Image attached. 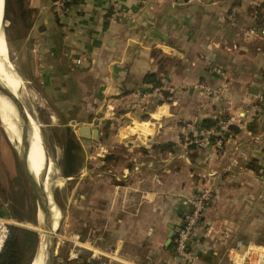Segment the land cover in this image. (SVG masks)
Listing matches in <instances>:
<instances>
[{"label": "crops", "instance_id": "1", "mask_svg": "<svg viewBox=\"0 0 264 264\" xmlns=\"http://www.w3.org/2000/svg\"><path fill=\"white\" fill-rule=\"evenodd\" d=\"M23 2L28 10L22 14L25 26L17 17L15 27L22 30L14 38L16 52L20 69L27 72L23 76L36 75L45 97L79 109L89 97L102 108L99 117L109 118L113 105L123 107L141 91L149 92L152 85L144 79L148 72L179 86L199 80L214 87L212 96L204 90L196 94H206L209 108L204 101L202 108L183 106L181 94H167L147 118L126 127L129 134L124 133L126 125L119 129L117 141L132 135L155 140L161 127L158 131L168 137L164 139L177 142L183 128L176 121L211 118L222 126V142L196 148L192 157L177 144L187 160L166 164L156 179L154 173L126 164L122 178L114 176L118 181L107 177L94 192L95 184L90 185V200L101 203L98 237L105 253L133 264L177 263L171 241L165 243L168 232L177 229L189 195L210 182L214 187L204 219L189 239L196 263L264 264V182L259 173L264 105L257 99L264 92V32L246 33L248 27L264 29V0H77L58 22L51 0ZM114 8L119 15L110 17ZM174 103L178 106L172 108ZM126 114L123 109L120 116ZM94 126L76 131L89 130L93 136ZM125 143L130 150L132 145ZM151 157L149 152L147 159ZM11 170L8 161L6 180ZM8 191L2 179L0 197L6 200L0 203V215L6 217L14 212L12 205L2 208L13 202L5 195Z\"/></svg>", "mask_w": 264, "mask_h": 264}, {"label": "rangeland", "instance_id": "2", "mask_svg": "<svg viewBox=\"0 0 264 264\" xmlns=\"http://www.w3.org/2000/svg\"><path fill=\"white\" fill-rule=\"evenodd\" d=\"M10 12L11 10L9 9L6 11L4 25L5 48L3 46L1 47L2 50L0 49V63H8L9 61L18 75L20 74L19 77L21 78V84H17L19 87V95H17L20 97V100L31 119L37 124L42 145L44 146L47 158L51 163L49 174L46 178L47 181H45V191L48 195V200L51 199L58 210V217H56L54 212L55 208L53 207L54 217H56L57 222L55 220V253L53 254L52 264H89V262L94 259H98L99 264H133L118 260L114 256L115 254H106V248L100 246L101 243L99 242L98 237V226L101 219L99 215V207L101 203L97 201L96 198V200H90V196L88 195L89 187L90 185L95 184V189L92 190V192L98 191V184L107 177L111 178V181H118L114 179V176L119 179L122 178L121 169L122 166L126 164H129L130 167L136 171L148 170L155 174L156 179V174H158V171L166 164L171 163V165H176L179 160H187V158L181 154L182 151L177 144H182V147L187 149L186 154L189 157H192V155L195 154L196 147L193 142V137L191 136V129L197 125L202 126L199 119L194 117L176 121V123H181L180 126L183 128L177 142L164 139L168 137H166V135L162 136L161 132L158 131L161 127H157L155 140L148 141L142 138V141L135 135L123 137L120 139L121 141L115 139L119 129L122 131L125 125L124 133L129 134L126 127L137 122L138 119L147 118L151 109L160 103L161 100L166 98L167 94H170L169 96L181 94L182 98L180 100H185L184 103L182 101L181 105L183 106H187L188 104L193 105L195 108H202V105L206 104V94L204 93V96L201 95L202 98H198V92L204 90L208 92L207 95L212 96L214 95V87L211 85L209 86L207 82H200L199 80L192 83H184V85L179 86L171 81L169 82V80H165L163 77H158L159 83L152 86L151 89H148L149 92L147 90L141 91L136 98L133 100L129 99L123 107L112 104L113 106L111 107V110H113L114 113L110 114L109 118H100L99 115H101L102 108L98 107L97 103L92 102L89 97L81 100L80 109L77 107L75 108V105L72 102L68 103L66 100L61 102L57 99L51 98L50 95H47V98L43 96L42 89L38 85L39 79H37L36 75H33L31 78L28 76V78L24 77L27 72L26 70L24 72L20 69L19 57L15 47L16 42L14 41V38L20 37L22 29L20 30L18 27H15L12 22L10 23ZM211 67L214 66L212 65ZM156 86L159 88L160 94H162L161 97L158 95L159 91L157 93H152V90ZM10 89L13 92H16L13 88ZM162 91L167 92L164 93ZM144 95H150L155 101H153V103L151 101L148 102L151 97L147 98L146 96L144 97ZM201 101H204V103L200 104ZM143 102L148 104H143ZM206 105L208 107V104ZM175 106L177 107L178 105L174 103L172 108ZM123 109L127 111V114L120 116ZM3 114H5V111L0 108V115L2 117V121L0 117V144L1 147H4L2 150L0 149V182L2 179L5 180L6 187L9 190L5 195H9V201L15 202H11L9 205L6 207L3 206L2 208L4 210L12 205L11 210L14 211L12 214H15L17 217L10 216V218L18 222L16 225L36 229L38 234V246L40 237L39 232L43 227H40L41 223L39 224V227L37 225L36 197L30 187L14 148V145L16 146L18 140V129L15 127L16 125L14 123L16 120L13 117H11V119L9 116L7 117V113L5 114L6 116ZM93 115L95 118H91ZM106 115L109 114L107 113ZM70 118L74 120V122H70ZM8 120H10L9 122L11 123L13 122L14 125L12 132L13 138L5 129V127L8 129L10 125V128H13L11 123H9V125L7 124ZM161 122L163 126L168 123V121H166L165 124L164 121ZM90 123L96 125V136H91L89 130L84 134H80L76 131L80 126H87L88 128ZM149 126L152 127L150 123ZM211 126L214 127V124ZM14 130L16 132H14ZM79 130L80 132H84L82 127H80ZM167 135L169 136V134ZM66 139H68V143L66 142ZM128 139L132 140L128 141ZM117 142L121 143V147L115 145ZM124 142H126L125 145H132L130 150H127L122 146ZM168 142H171V145H162ZM139 143L144 145L148 143L152 146L149 147L148 145L143 148L138 145ZM212 145H214L213 138L207 146ZM68 151L71 157L69 156L65 158V153ZM149 152H152L153 157L147 159V154ZM6 157L10 160L6 161ZM8 161L12 170L10 178L6 180V177L4 176L6 174H4V172ZM32 162L33 161L31 160L35 175H37L38 180L40 179L41 182L43 177L36 172ZM66 166L72 170L70 175L63 174V169ZM202 186L206 188L198 187L196 192L189 195L187 199V207L183 211L180 221L176 226H183L185 214H189L194 208H198V215L191 226H194L195 228L199 223H202L204 219V209L212 197L209 196L210 189L213 188L214 185L209 182ZM203 189H206L204 191L206 197H201V191ZM199 196L200 202H198ZM5 200L6 199L0 197V203ZM87 226H91L92 230L90 232H87ZM263 229L264 227H262V230ZM76 234H78L79 241L84 243H81L75 247V250L71 251V238ZM172 238L173 233L170 240V247H172ZM262 240L264 241V235H262ZM112 248L113 246L111 245V249ZM107 249L109 251V248ZM142 264H162V262H154L150 260ZM216 264H218V262H216Z\"/></svg>", "mask_w": 264, "mask_h": 264}, {"label": "bare ground", "instance_id": "3", "mask_svg": "<svg viewBox=\"0 0 264 264\" xmlns=\"http://www.w3.org/2000/svg\"><path fill=\"white\" fill-rule=\"evenodd\" d=\"M2 16H3L2 15V0H0V49L1 50H2L1 47L4 46V48H5V39H3V37H2L4 35V33L2 35V25L4 26V23L2 22V19H1ZM20 80H21V78L19 77L18 73L13 68V66L9 63V61H8V63L7 62H3L2 64L0 63V82L2 84L6 85L9 88H13L14 90H16L15 88L18 87L17 84H21ZM14 93L15 92H13L11 89H10V91H8V96H9V99L11 102L8 100V98L6 96H3L0 94V108L3 111H5V114L7 113V117L9 116L10 119H11V117H13L16 120V122H14V123L16 125L15 127H17V129H18V131H17L18 140L16 142L17 143L16 146L14 145V148H15V151H16V154L18 156V159L20 161L21 166H25L26 168H28L35 178L34 179L35 184L40 186L41 188H42V186H44V189H45V181H47L46 178L48 177L51 163H50V160L48 158H45V156H44V149H43L44 146L42 145V142H41V138L39 135V130H38L37 124L34 122V120L31 119L29 114H27L28 112H26V114H24V112H22V110H20V108H18L16 106ZM5 114H3V115H5ZM0 117H1V115H0ZM26 120H28V127H29L28 133H27L28 138H29L28 144H24V142L22 141V139L20 137V125L18 124V122H24L25 127H26L27 126L25 123ZM1 121H2V117H1ZM6 121H7V119H6ZM9 121L10 120H8V123L6 122L8 125H9V123H11ZM2 124H3V122H2ZM11 124L13 126L12 129L10 128L11 125L8 127V129L5 126L4 127L7 130V132L11 135V137L13 138L12 132L14 129V125H13V122ZM14 132H16V131L14 130ZM14 135H15V133H14ZM31 160L33 161L32 163L34 164L36 172L44 178V179L43 178L41 179V182H40V179L38 180L37 175H35L34 168L31 164ZM26 177L28 179L27 174H26ZM48 181H49V179H48ZM49 199H50V197H49ZM53 207L55 208L54 209L55 216L58 217V210L54 206L51 199L48 200V195L46 193V201H45L44 207H43V216H41V214L39 213L38 219H39L40 223H42L41 219H43V222H45V223L47 222L48 226L46 229L43 228L39 232L40 233L39 244L37 246V249L35 251V254H34V257H33L31 264H44V262H45L46 250H47V245H48V242H47L48 236L51 234L55 235V232H54L55 228H56L55 220L57 222L56 217H54Z\"/></svg>", "mask_w": 264, "mask_h": 264}, {"label": "built area", "instance_id": "4", "mask_svg": "<svg viewBox=\"0 0 264 264\" xmlns=\"http://www.w3.org/2000/svg\"><path fill=\"white\" fill-rule=\"evenodd\" d=\"M72 3L73 2H71V0H51L50 6L52 11L55 13V15L58 18H62L68 9V6L71 5ZM230 11H233V8H231ZM118 15H119V10L114 8L113 11L111 12L110 17H115ZM257 32H264V29L259 28L257 30L254 27H248L246 29V33H248V35H256ZM158 91L159 88L156 86L152 90V93H157ZM257 99L260 104L264 105V92L259 93L257 95ZM191 136L193 137V142L196 148L206 147L210 143L212 138L214 139V144L220 145L222 142V126L214 125V127H212L211 125L209 126L197 125L191 129ZM263 161H264V153H263ZM259 173L262 181L264 182V162L261 166ZM204 191L205 189L201 191V197H206ZM198 202H200V196ZM197 211L198 208H194L189 214H185L183 226H178L177 229L173 232V238H172L173 242H172L171 250L173 252V255L177 259V263L175 262V264H197L195 261L196 260L195 254L189 246V239L194 229V226H191V224L198 215ZM11 224H18V222L12 220L10 217L0 215V250L4 244V241L8 234L9 226ZM81 243L83 244L84 242L79 241L78 234L72 236L70 250L71 251L75 250V247H77ZM236 243L239 244L240 241L238 240ZM209 264H216V263L211 262Z\"/></svg>", "mask_w": 264, "mask_h": 264}, {"label": "trees", "instance_id": "5", "mask_svg": "<svg viewBox=\"0 0 264 264\" xmlns=\"http://www.w3.org/2000/svg\"><path fill=\"white\" fill-rule=\"evenodd\" d=\"M77 0H71V2H75ZM264 2H261L262 5ZM11 10V14L9 17L10 23L12 22L14 25L17 23L18 19H21L22 25L25 24L22 21V14L28 10L24 7L23 0H4L3 2V16L6 18V11ZM258 15V14H257ZM18 17V19H17ZM56 22H58V17L55 15ZM264 25V24H263ZM264 78V74L262 75ZM145 81L150 82L152 86L158 84V78L154 73L148 72L144 76ZM202 126H209L214 123V119L204 118L201 121ZM68 143V139H66ZM169 146L171 142L162 144ZM69 151L65 153V158L69 157ZM71 157V156H70ZM70 166V165H69ZM72 170L64 167L63 174L70 175ZM10 216L17 217L15 214H11ZM37 232L28 227L11 224L9 226L8 234L4 241V244L0 250V264H31L33 260V256L35 254L34 249L37 247ZM169 242L168 245H170ZM34 253V254H33ZM30 262V263H29ZM89 264H99L98 259L91 260Z\"/></svg>", "mask_w": 264, "mask_h": 264}, {"label": "water", "instance_id": "6", "mask_svg": "<svg viewBox=\"0 0 264 264\" xmlns=\"http://www.w3.org/2000/svg\"><path fill=\"white\" fill-rule=\"evenodd\" d=\"M3 2H4V0H2V15H3ZM1 19H2V22L5 25V18H4V16H2ZM3 33H4V26L2 25V35H3ZM2 37L4 39V35ZM8 91H10V88L0 82V94L3 95V96H6L8 98V100L10 101L9 96H8ZM14 94H15V104H16V106L18 108H20V110H22V112H24V114H26L27 111L24 108V106H23V104H22V102L20 100V97L17 96V94L19 95V88H16V92ZM25 123L27 125L26 127H25L24 122H18V124L20 125V137H21L22 141L24 142V144H28V141H29V138H28V135H27L28 129H29V127H28V120H26ZM96 132H97V129H96V126H94L92 128V134H93V136L96 134ZM43 149H44V147H43ZM44 156H45V158H47L45 149H44ZM22 168H23L25 174H27V176H28V182H29L30 187H31V189L34 192L35 197H36V204H37L36 219H37V224L39 226L40 222L38 220V218H39L38 215H39V213L41 214V216L43 214V207H44V203L46 201V192H45L44 186H42V188H41L40 186H38V185L35 184V182H34L35 181L34 180L35 178H34L33 174L30 172V170L28 168H26L25 166H22ZM41 222H42V219H41ZM40 226L46 229L47 226H48V224H47V222L46 223L45 222H42L40 224ZM30 228L33 229V230H36V229H34L32 227H30ZM173 231H174V228H171L169 230L165 243H167V242H169L171 240V236H172ZM37 241H38V234H37ZM47 242H48V245H47V250H46V256H45V262H44V264H52L53 254L55 253V243H54V235L53 234H51V235L48 236ZM35 250H36V246H35L34 252H35Z\"/></svg>", "mask_w": 264, "mask_h": 264}]
</instances>
